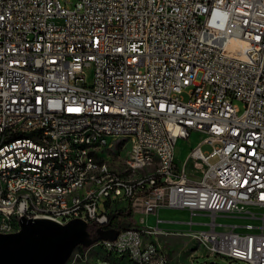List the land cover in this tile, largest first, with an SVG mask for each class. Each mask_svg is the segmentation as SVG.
I'll return each mask as SVG.
<instances>
[{
  "label": "built area",
  "instance_id": "obj_1",
  "mask_svg": "<svg viewBox=\"0 0 264 264\" xmlns=\"http://www.w3.org/2000/svg\"><path fill=\"white\" fill-rule=\"evenodd\" d=\"M194 131L204 139L180 164L177 143ZM119 134L135 154L129 171L103 162L86 173ZM0 166H22L0 176V228L26 217L108 229L115 202L127 203L134 225L78 247L73 264L95 247L92 264H172L152 240L168 233L264 264V213L250 210L264 208V0H0ZM170 209L189 218L166 222Z\"/></svg>",
  "mask_w": 264,
  "mask_h": 264
},
{
  "label": "water",
  "instance_id": "obj_2",
  "mask_svg": "<svg viewBox=\"0 0 264 264\" xmlns=\"http://www.w3.org/2000/svg\"><path fill=\"white\" fill-rule=\"evenodd\" d=\"M21 228L0 233V264H66L79 246L91 247L99 240L116 239L115 228L96 229L91 237L87 221L72 219L62 224L48 218L20 220Z\"/></svg>",
  "mask_w": 264,
  "mask_h": 264
},
{
  "label": "rangeland",
  "instance_id": "obj_3",
  "mask_svg": "<svg viewBox=\"0 0 264 264\" xmlns=\"http://www.w3.org/2000/svg\"><path fill=\"white\" fill-rule=\"evenodd\" d=\"M184 98L187 100L189 98L188 94L185 93ZM237 102L242 112L244 110L243 102L241 101H237ZM203 139H204V134L197 131H194L191 134V137L187 139L180 138L177 143L176 153H175L177 162L181 164L186 159L191 149L194 146H197ZM130 147H131L130 139L125 137L115 136L112 137L111 146L109 145L107 149V153H104L103 156H105L108 160L111 161L112 166L114 167L115 170L125 171V163L121 162V158L128 155V151ZM201 148L202 151L206 153L211 152L213 150L212 146L209 144H203ZM215 160L216 158L211 159V161L213 162ZM100 206L102 210L106 209L103 202L101 203ZM115 208L127 209V203L125 201L118 202ZM250 210L258 214L264 213L263 207H258V206L252 207ZM163 212L164 213H162L161 216L165 218L166 222H185V220L189 218L187 212L182 213L179 210L170 209V210H164ZM135 218L139 219L140 215H136ZM219 219L224 221H231L224 218H219ZM240 220L246 221L247 218H243ZM148 223L150 225L151 224L156 225V221L152 217L148 219ZM168 227L172 229L177 228L171 225ZM158 241L161 243L162 247L166 249L170 254L172 259V264H175V262L176 264H191V259L194 256L195 257L192 259L193 264H249L246 262L232 261L231 259H228L221 255H205V254L200 255V253L204 251L202 248H200L197 245L198 243L196 242V239L192 234H186V235H182V234L178 235L171 233L163 234V235H159ZM77 250L82 253V249L78 248ZM197 253H199V255H197ZM73 258H74V252L66 264H73ZM74 264H87V263H84V261H77Z\"/></svg>",
  "mask_w": 264,
  "mask_h": 264
},
{
  "label": "bare ground",
  "instance_id": "obj_4",
  "mask_svg": "<svg viewBox=\"0 0 264 264\" xmlns=\"http://www.w3.org/2000/svg\"><path fill=\"white\" fill-rule=\"evenodd\" d=\"M115 136L125 137V138L130 139L129 134H119ZM115 136H112V137H115ZM109 145L111 146V143L107 144V149ZM87 150H88V143L86 142L76 143L77 152H85ZM100 157L102 159V154L100 152H92V165L86 166V173L97 174L99 173V171L103 169V163L101 162L102 160L101 161L99 160ZM127 161H135V154L133 151L132 144L128 151V155L121 158V162L125 163V171H129V163H127ZM77 164L78 165L86 164L85 155H77ZM104 165H107V164L104 163ZM21 173H22V166H13L12 170H8V171H7V166H0V176L5 175V180H14L17 177V175ZM131 180H140V173L132 172ZM47 188H53V181H45V186L39 187L40 197H48ZM83 191H84V184H73V193H82ZM69 200H70V192L59 193V201H69ZM20 220H19V227H21ZM13 232H16L15 225H7L6 228H0V233H13ZM125 258L127 259V262H125ZM121 264H128V257H121Z\"/></svg>",
  "mask_w": 264,
  "mask_h": 264
},
{
  "label": "trees",
  "instance_id": "obj_5",
  "mask_svg": "<svg viewBox=\"0 0 264 264\" xmlns=\"http://www.w3.org/2000/svg\"><path fill=\"white\" fill-rule=\"evenodd\" d=\"M133 217L134 214L131 209L115 210V212L110 214V222L105 227L119 230L130 228L134 225ZM88 230L91 237L96 236V227L94 225H89ZM79 248L85 251L88 247L79 246Z\"/></svg>",
  "mask_w": 264,
  "mask_h": 264
},
{
  "label": "crops",
  "instance_id": "obj_6",
  "mask_svg": "<svg viewBox=\"0 0 264 264\" xmlns=\"http://www.w3.org/2000/svg\"><path fill=\"white\" fill-rule=\"evenodd\" d=\"M116 140H118V139H116ZM113 141H115V140H113ZM113 145H114V143H113ZM99 160L103 163H106L107 165H111V161L110 160H108L106 157H103V159H101V157L99 158ZM112 170H115L114 169V167L112 166ZM118 202H121V201H117V202H115V205H114V209H113V212H115V210H125V209H121V208H115L116 207V204L118 203ZM180 212H182V213H184V211H180ZM161 213H164V212H161ZM151 218V217H150ZM149 218V219H150ZM153 218V217H152ZM228 220H231V221H237L238 219H228ZM174 226V227H177V228H180V227H182V228H185L184 227V224H182V223H166V224H164V226L165 227H168V226ZM186 226V225H185ZM158 238H159V235L158 236H153L152 237V240H155L156 242H158V244H159V246L161 247V249H162V251L163 252H166L167 254H169L168 253V251L166 250V249H164L163 247H162V245H161V243L158 241ZM147 240H150V238H148ZM200 248H202L203 249V251L204 252H201L200 253V255H203V254H205V255H211V254H209L208 252H207V250L204 248V247H202L200 244H197ZM98 252H99V250L95 247V248H91L90 250H87V258L86 259H84V260H81V261H84V263H87V264H92L93 262H95L97 259H98ZM197 255H199V253H197ZM196 255V256H197ZM169 256H170V254H169ZM171 257V256H170ZM195 257V256H194ZM193 257V258H194ZM192 258V259H193ZM191 259V264H193V260ZM125 262H127V259L125 258ZM175 264H176V262H175Z\"/></svg>",
  "mask_w": 264,
  "mask_h": 264
}]
</instances>
